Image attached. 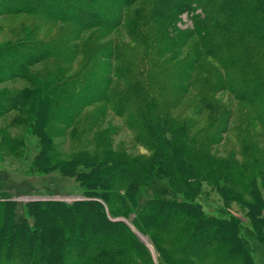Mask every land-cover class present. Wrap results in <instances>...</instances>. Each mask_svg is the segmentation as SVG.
<instances>
[{"label":"trees","instance_id":"trees-1","mask_svg":"<svg viewBox=\"0 0 264 264\" xmlns=\"http://www.w3.org/2000/svg\"><path fill=\"white\" fill-rule=\"evenodd\" d=\"M0 16L26 17L0 42V155L83 188L0 197V264H256L242 220L197 196L240 204L264 242V0H0Z\"/></svg>","mask_w":264,"mask_h":264},{"label":"rangeland","instance_id":"rangeland-1","mask_svg":"<svg viewBox=\"0 0 264 264\" xmlns=\"http://www.w3.org/2000/svg\"><path fill=\"white\" fill-rule=\"evenodd\" d=\"M26 17H9L0 16V42L13 39L20 35L18 21ZM190 19L188 15H183L182 25H190ZM10 83L0 85V88L8 87ZM225 101H229L230 97L223 95ZM240 111H237L239 114ZM236 114V115H237ZM6 118L0 119V124L5 122ZM105 126L112 125L118 129V134L115 136L117 143H123L133 153L147 154L148 152L136 146L132 142L131 133L122 127L121 120L109 112L106 120L103 122ZM28 151L29 157L37 151V138L34 136L28 137ZM27 160L20 158H14L7 155H0V178L4 181L0 182V197L9 198L20 204V207L31 200H62L65 202H71L73 200L83 199V188L73 179L61 176L57 172H53L47 175H39L31 173L26 168ZM25 185L24 188H18V184ZM151 186L144 185L140 188L137 199L139 201L146 200L151 197ZM264 195V188H261ZM75 197V198H74ZM197 200L201 203L204 211L208 215H223L226 213L234 214L242 220L241 235L248 241L250 246L251 255L256 264H264V242L258 239V236L252 229V225L245 215V209L236 202L225 203L215 189L208 186H203L200 193L197 196ZM23 208V207H22ZM111 219L124 220L121 217H114ZM129 223V222H128ZM133 229V227L131 226ZM135 230V229H134ZM148 243L145 244L149 248L153 258L156 253L152 244L148 241L147 237L137 232Z\"/></svg>","mask_w":264,"mask_h":264},{"label":"water","instance_id":"water-1","mask_svg":"<svg viewBox=\"0 0 264 264\" xmlns=\"http://www.w3.org/2000/svg\"><path fill=\"white\" fill-rule=\"evenodd\" d=\"M75 198V197H74ZM122 220V219H121ZM138 234V233H137ZM139 237H140V239L143 241V242H145L146 244H148L144 239H143V237H141L140 235H139Z\"/></svg>","mask_w":264,"mask_h":264}]
</instances>
